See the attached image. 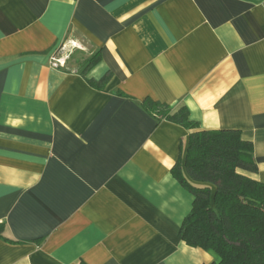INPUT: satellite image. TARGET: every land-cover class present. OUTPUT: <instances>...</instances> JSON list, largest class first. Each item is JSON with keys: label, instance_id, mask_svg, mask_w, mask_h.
I'll list each match as a JSON object with an SVG mask.
<instances>
[{"label": "crops", "instance_id": "1", "mask_svg": "<svg viewBox=\"0 0 264 264\" xmlns=\"http://www.w3.org/2000/svg\"><path fill=\"white\" fill-rule=\"evenodd\" d=\"M262 1L0 0V264L217 261L180 238L193 131L141 103L239 130L264 183Z\"/></svg>", "mask_w": 264, "mask_h": 264}, {"label": "trees", "instance_id": "2", "mask_svg": "<svg viewBox=\"0 0 264 264\" xmlns=\"http://www.w3.org/2000/svg\"><path fill=\"white\" fill-rule=\"evenodd\" d=\"M100 58V54L90 58L86 70ZM111 78L109 74L89 83L102 89ZM141 106L157 123L168 121L193 131L185 156L172 169L194 197L180 231L182 241L214 254L213 264H264V183L244 174L258 171L252 143L236 129H199L184 106L175 110L152 99Z\"/></svg>", "mask_w": 264, "mask_h": 264}, {"label": "built area", "instance_id": "3", "mask_svg": "<svg viewBox=\"0 0 264 264\" xmlns=\"http://www.w3.org/2000/svg\"><path fill=\"white\" fill-rule=\"evenodd\" d=\"M262 7L264 8V0L262 1ZM71 53V51H66L65 47L59 49L56 54L51 57V66L55 69L64 68Z\"/></svg>", "mask_w": 264, "mask_h": 264}, {"label": "rangeland", "instance_id": "4", "mask_svg": "<svg viewBox=\"0 0 264 264\" xmlns=\"http://www.w3.org/2000/svg\"><path fill=\"white\" fill-rule=\"evenodd\" d=\"M70 57H71V54H70Z\"/></svg>", "mask_w": 264, "mask_h": 264}]
</instances>
